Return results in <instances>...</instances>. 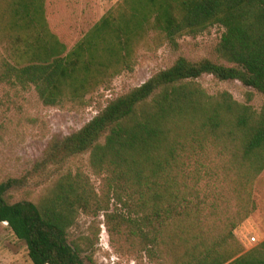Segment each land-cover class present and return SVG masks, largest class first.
Instances as JSON below:
<instances>
[{"label":"trees","instance_id":"16d2710c","mask_svg":"<svg viewBox=\"0 0 264 264\" xmlns=\"http://www.w3.org/2000/svg\"><path fill=\"white\" fill-rule=\"evenodd\" d=\"M85 3L0 0L14 56L1 60L4 78L32 85L46 106L85 107L87 96L134 70L151 32L177 45L216 26L224 30L220 62L179 57L52 141L30 175L54 183L40 199L14 203L7 192L20 181L0 183V223L26 244L33 264H83L68 240L81 213H105L112 239L153 264H264V241L246 251L235 234L257 208L264 104L251 105L252 93L247 103L229 92L210 95L198 83L210 75L264 96V0H120L103 16L95 0ZM72 19L95 21L73 43L58 32ZM86 154L99 193L85 174L62 173Z\"/></svg>","mask_w":264,"mask_h":264},{"label":"rangeland","instance_id":"374dc122","mask_svg":"<svg viewBox=\"0 0 264 264\" xmlns=\"http://www.w3.org/2000/svg\"><path fill=\"white\" fill-rule=\"evenodd\" d=\"M103 1L106 13L116 7L117 0ZM49 7L54 9L52 4ZM48 17L56 25L57 15L49 11ZM4 24L7 25V20ZM94 24L95 21L76 22L72 19L65 22L64 27L58 25V32L73 43L74 40L79 41ZM223 32L220 27H211L197 37H181L177 45L160 43L156 41L157 32H151L137 49L134 70L123 72L87 96L85 107L46 106L32 85L6 80L0 68V183L20 181L8 190L7 199L12 203L40 199L54 183V178L47 179L48 174L30 175V172L42 160L50 143L76 133L111 101L143 85L158 72L172 66L179 57L192 62L203 59L220 62L217 47ZM10 39L0 24V65L1 60L14 62ZM198 83L210 95L229 92L237 101L247 103L248 95L252 93L251 105L260 110L264 104L263 95L239 81H219L205 75ZM68 172L85 174L99 193L102 181L90 168L89 154L72 159L62 171ZM253 199L256 211L235 232L246 251L264 241V172L255 182ZM68 240L80 251L83 264H153L122 241L116 243L112 239L105 213L100 216L79 214L69 231ZM0 264H33L26 244L18 240L5 223H0Z\"/></svg>","mask_w":264,"mask_h":264},{"label":"crops","instance_id":"0c3cea01","mask_svg":"<svg viewBox=\"0 0 264 264\" xmlns=\"http://www.w3.org/2000/svg\"><path fill=\"white\" fill-rule=\"evenodd\" d=\"M118 1V0H117ZM115 2L116 4L120 1H118V2ZM95 3H96V5L99 7V12H100V15L101 16H103V15H105L106 14V11H104L103 10V7H102V4H104V1L103 0H95ZM114 3V4H115ZM76 4H79V5H81V6H84L86 3H85V0H76ZM115 4V5H116Z\"/></svg>","mask_w":264,"mask_h":264},{"label":"built area","instance_id":"2783aa9c","mask_svg":"<svg viewBox=\"0 0 264 264\" xmlns=\"http://www.w3.org/2000/svg\"><path fill=\"white\" fill-rule=\"evenodd\" d=\"M252 240H255V238H253Z\"/></svg>","mask_w":264,"mask_h":264},{"label":"water","instance_id":"95a60500","mask_svg":"<svg viewBox=\"0 0 264 264\" xmlns=\"http://www.w3.org/2000/svg\"><path fill=\"white\" fill-rule=\"evenodd\" d=\"M5 224H7V223H5Z\"/></svg>","mask_w":264,"mask_h":264}]
</instances>
